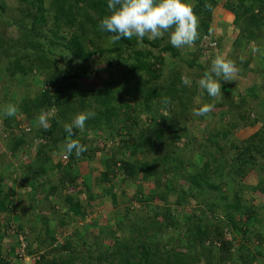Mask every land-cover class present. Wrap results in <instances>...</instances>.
Segmentation results:
<instances>
[{
  "label": "rangeland",
  "instance_id": "rangeland-1",
  "mask_svg": "<svg viewBox=\"0 0 264 264\" xmlns=\"http://www.w3.org/2000/svg\"><path fill=\"white\" fill-rule=\"evenodd\" d=\"M216 1L210 33L199 45L193 43L191 46L176 48L177 54H161L164 63L158 61V65L151 70L141 72L140 76L128 85V93H124L122 100L114 102L115 121L112 130L105 119L95 121L99 114V105L94 95L86 96L84 102L79 97H74L70 108L63 105L61 108L42 107L39 112L33 110L31 118L22 112V108L31 99L41 97L44 91L53 93L54 87L50 80L55 75V67L60 69L57 75L63 77L65 71L69 75L79 74L80 71L73 69L86 65L90 77H81L75 81L78 90L81 93L89 89L100 92L104 81L120 77L131 63L136 62L135 56L127 58L129 51L122 54L123 58L118 53L106 52L94 54L87 61L77 60L66 49L51 43L56 40L53 34L56 30L53 21L55 7L52 4L45 3L44 15L47 22L40 25L36 29L38 33H35L32 29L33 19L26 13L30 5L25 0H0V107L14 104L18 109L13 117L0 115V199L10 195L12 202H8L11 212L0 213V246L2 255L10 264H37L43 254L48 255L50 262L56 257L58 263H66L70 259L68 256L73 255V252L81 249L85 253L86 247L82 248L85 240L94 245L99 237L104 241L102 248L106 249L112 242L106 239L104 230L109 225L116 230L117 222L122 223V231L117 230L118 236L127 239V246L131 248L132 253L126 250V258L118 256L113 263L104 261L101 264H142V255L146 249H151V254L154 255L152 259L155 261H145V264H166L167 258L163 253L172 250L176 245L178 252L187 253L185 259L181 255L185 264H218L216 258L221 243L211 236L204 248L190 250V253L186 247L190 244L186 241L187 228L182 225L185 219L193 221L194 224L226 219L225 203L228 201L222 200L221 196L227 195L229 202H232L235 200L234 192H238L243 204L249 208L247 212L241 209L233 214L236 221L248 231L251 241L245 244L251 249L258 244V236H264V156L261 157L262 162L244 180L239 181L238 177L227 172L241 152L240 146L251 140L257 132H264V24L260 29H256L255 37L249 42L246 39L248 12L237 11L238 4L234 0ZM32 12L37 14L36 9ZM108 12L110 13V10ZM197 18L199 24L200 18ZM73 32L74 29L62 26L58 34L70 37ZM90 39L89 41L96 42L94 46L92 42L87 41L90 50L108 49L116 40L113 35L107 33H90ZM162 39L164 43H170L168 33H165ZM138 41L137 47H147L143 40ZM215 42L216 47L212 45ZM204 45L208 46H205V50L202 49L205 48ZM38 52H44L54 65L47 69L41 63L34 62L39 56ZM218 55L234 61L238 71L235 80L222 81L221 97L216 99L209 97L206 91L199 87L198 81L204 75L200 66L208 70L212 60ZM70 58L73 59V66L67 64ZM16 60L31 70L27 74L16 70ZM108 61L114 64L113 68H107ZM120 61L122 66L119 65ZM155 73L160 74V78L152 79ZM176 75L180 76L183 82V85L177 82L180 92L174 93L175 96L167 95V85ZM150 79L152 83H148ZM153 84L156 89L162 90L163 98L169 99V103L164 101L167 108L157 112L163 99L156 100L154 113L151 114L144 105V98L145 91ZM209 104L212 105L210 112L197 115L201 107ZM84 112L93 113L91 118L86 120L84 129H74L72 136H65L64 125L70 123L77 114ZM157 113L168 116L171 122L185 125L188 136L185 132L181 134V141L178 143L180 149L177 150L175 163H169L165 170L166 176H158L157 173L156 176L151 175L148 180L142 175L137 180L127 178L119 164L121 158L125 157L133 162H150L156 161L166 153L163 147H157L151 153L144 147V152L140 151L133 157L130 150L123 148L124 140L129 138V132L136 137L143 128L145 134L154 136L152 130L163 126L161 120L153 119L159 117ZM40 115H44L47 120L46 129L38 123ZM241 115L245 118H241ZM54 121L57 122L55 126ZM49 131H52V134H49ZM226 132L228 134L225 136ZM215 134L219 135L212 139L211 135ZM36 135L39 136L35 137ZM21 139H24L25 143L18 147L17 142ZM74 139L86 145L88 150L76 157L74 165L67 169L70 158L64 146ZM44 146L46 157L50 160L49 170L38 180H32L29 185L26 182L31 176L28 166L37 160L38 148ZM205 151L211 152L212 155H203ZM73 152L75 154V151ZM205 159L225 166L223 177L220 180L215 179L219 189L215 191L194 188L191 194L182 195L181 190L193 188L188 181L189 176L199 172ZM9 164L12 166L6 168ZM66 171L70 174L64 183ZM107 172L108 176H105ZM50 187H55L56 195L49 194ZM111 188L113 189L110 193ZM33 189L38 192L36 197L32 195ZM90 196H95L96 199L90 200ZM112 196L116 197V203ZM137 197L141 199H135ZM69 201L79 202L85 214L76 215L70 211ZM212 204L216 205V211L211 210ZM168 209L179 226L162 225L165 224L162 222L167 221L165 214ZM154 221L158 224L152 226ZM19 224L25 227V233L18 231L22 230L19 229ZM33 224L37 226L38 231L43 228V233L44 226L49 225L52 235L57 239L54 247L65 244L68 239L73 246L62 256L60 253L49 255V249L30 253L31 248H37L36 242L32 243L28 238L29 226ZM233 235L239 239L237 230H234ZM20 236H23L26 243L25 254L22 253L24 247ZM231 237L232 235L227 236ZM31 240L33 241V237ZM236 243L237 246L240 245V242ZM261 244L262 253L253 264H264V242ZM155 245L160 251L154 249ZM206 247L212 248V256H209ZM93 249L97 254L100 248ZM188 253L192 255L188 256ZM205 253L207 254L204 255ZM192 257L195 260L190 262L188 258ZM85 259L87 260H78L76 264H90ZM170 264H175V261Z\"/></svg>",
  "mask_w": 264,
  "mask_h": 264
},
{
  "label": "trees",
  "instance_id": "trees-1",
  "mask_svg": "<svg viewBox=\"0 0 264 264\" xmlns=\"http://www.w3.org/2000/svg\"><path fill=\"white\" fill-rule=\"evenodd\" d=\"M25 1L30 5V7L26 10V13L27 15H29L30 18L33 19L32 29L35 33H38L36 29L39 28L40 25L42 26L47 22V19L44 15L45 3L49 2L55 7L53 9L54 10L53 21L56 30L53 31V34L56 40H52L51 43L56 47H62L66 49L70 53V55L75 59L81 61H87L88 58H90V56L94 54H103L106 52H110V54L118 53L119 56L122 57V54H124L127 51L130 52L127 58H134L135 56L136 59V62L131 63L123 75L117 78L113 77L110 80L104 81L103 87L101 88L102 90L100 92H97V90L93 91V89H89V90H85L84 93H81L78 90L79 87L77 86L75 81L79 80L81 77H87V78L90 77V73H88L89 70L86 65H82L74 69L72 67H69V69L71 68L73 69V71H80V73L69 75L68 72L65 71V75L63 77H59L57 75V72L60 69L58 67H55V72H54L55 75L52 76L50 80V84H52V87H54L53 93L49 91H44L41 94V97L31 99L28 103H25L23 105L22 112H24L28 118L32 117L33 110L39 112V110L42 109V107L47 108L49 106H52V107L61 108L63 105L65 108H70L71 104L73 103L72 101H74V97L77 96L81 99L82 102H84L86 96L93 97L94 95L99 105L98 107L99 114L95 121L99 122V120L105 119L107 125H109V127L113 130L114 129L113 122L115 121L114 120L115 107L113 106L114 102L118 100H122V98L124 97V93L125 94L128 93L127 87L128 85L131 84V81L134 78L136 79L137 77H139L141 72L149 71L154 66L158 65V61L162 63L164 59L160 57L161 54L167 52L171 54H177L176 48L173 47L171 43H164L162 37L155 40H149L147 39V37H145L143 39V42L144 44L147 45V47L142 49L137 47L139 41L137 37L134 36L131 40L116 39L114 41L115 42L114 45L108 49L98 48L95 50H90L89 46H87L86 44L87 41H89L90 39V33L98 34V35L107 33V35H113L115 37V34L102 31L100 28V21L106 15L109 14L108 12L109 9L107 7L108 0H25ZM234 1L238 4L237 11L243 10L245 12H248L246 15H248L247 20L249 24L246 27L248 31V33H246V39H248V41L250 42L252 41L251 39L255 37L256 29H260L261 26H263L264 24V0H234ZM192 3L196 16L200 18V22L198 24V37L194 41V44L199 45L201 40L204 39L205 36H208L210 33V29H211L210 23L213 18V11L215 6L217 5V1L192 0ZM34 9H36L37 14H34L32 12L34 11ZM80 14H82L83 18ZM85 17H87L86 20ZM62 26L68 27L70 29H74L73 34L70 37L59 35L58 33ZM89 42L90 43L92 42V45L96 46L95 41H89ZM205 46L208 47L207 45H204V47ZM216 46L217 43L215 47ZM206 47L202 49L205 50ZM155 50H158V52L156 53ZM43 53L44 52H38L39 56L37 60L34 62L41 63V65L46 66V68L49 69L51 66L54 65V63ZM72 60L73 59L70 58L67 64L73 66ZM119 65L122 66L121 61L119 62ZM193 65L194 64L192 63L191 66ZM14 66L16 70H21V72H23L24 74H27L31 70L30 68H25L24 66L20 65L19 60L15 61ZM113 67L114 64L111 61H108L107 68H113ZM121 68L124 69V67ZM200 68L203 69L204 73L207 71L202 66H200ZM175 77L172 78V80L167 85V90H166V92L168 93L167 95H173L174 93L180 92V89L177 87V82L182 83L181 85H183V82L180 76L176 75ZM158 78H160V74L155 73L152 76V79L154 80ZM148 83H152V80L150 79ZM155 87H156L155 84H153L149 87L148 90L145 91L144 105L149 111L148 113L151 114L154 113L153 106L155 105L156 100L163 99V103L160 104L158 106V109L156 110L157 112H159L160 109L162 110V108L164 107L167 108V105L166 103L164 104V101H167V103H169L168 102L169 99L163 98L164 94L162 93V90L156 89ZM241 100L243 102L245 101L244 98H242ZM182 105H184V103ZM68 110L70 111V109ZM157 117L159 119L156 117H153V119H155V121L161 120L163 122V126H160L156 130H152L154 134L153 137L148 134H145L146 131L143 128L142 130H140L141 132L136 137L131 135L129 132L128 133L129 138L124 140L123 148H127V150H130L131 155H133L134 157L137 156L138 153H140V151L144 152V147L148 149L149 151L148 153L155 151L157 147L159 148L163 147L166 150V153L164 154L165 156L163 155L160 158H157L156 161L153 160L150 162L148 160H145L143 162L140 161L133 162L131 160H127L125 157L121 158L120 159L121 163L119 164L127 178L137 180L138 177L142 175L144 179L148 180L151 177V175L156 176L157 173H159L158 176L160 174H162V176H166V174L164 173H166L165 170L169 166V163H171L172 161L173 163H175V156L177 157V150L180 149L178 147V143H180L181 141V134L185 132L188 136V132H186L187 130L186 126L180 124L179 122H171L168 116H164L162 114L160 115L157 113ZM240 117L245 118L244 115H241ZM56 121H54L53 124L54 126L55 123H57ZM254 121H259V120H254ZM51 130L53 131V129ZM52 131H49L48 133L52 134ZM227 134L228 133L226 132L224 135L226 136ZM39 135H36L35 137ZM67 135L68 134L65 132V136ZM217 135L219 134L211 135V138L214 139V136ZM214 142L216 145H218L216 141ZM24 143L25 140L21 139L17 142V146L21 147ZM30 145L32 146V143ZM17 146H15V148H17ZM45 148H46L45 146L38 148L37 160L28 166L31 176L29 177V179L27 178L26 182L29 185L32 183V180L35 181L38 180L39 178L42 177V175L47 173L49 170L48 164L50 160L49 158L46 157ZM240 148H241V152L239 153V155H237V157H235V163L231 164L229 171L227 172V173H231L235 177H238L239 181L244 180L249 175V173L262 162L261 157L264 156V132L261 131L257 132L252 136L251 140L245 142L242 146H240ZM206 154L209 156L212 155L211 152L208 151H205L203 153V155ZM76 157L77 156L74 154V152L69 153L70 162L67 164V169L71 168L74 165V160ZM158 164L161 165L159 166ZM11 166L12 165L9 164L6 166V168H10ZM224 170H226L224 165L216 164L213 162V160L207 159L204 163V166L199 169V172L197 171L189 176L188 181H190V183L193 185L192 186L193 188H191L190 190H181L182 195H189V193L191 194L194 188L195 189L208 188L210 190H215V191L218 190L219 185L216 184L215 181L220 180L221 177H223ZM67 171L65 172L66 173L65 178L63 179L64 183L70 174ZM105 176H108V172L105 174ZM157 187L158 185H156V189ZM169 188L171 189V187ZM112 189L113 188H111L110 193ZM253 189L256 190L257 188H253ZM173 190L175 191V188H173ZM165 192L167 193L168 191ZM37 193L38 192H36V190L33 189L32 192L33 197H36ZM49 194L56 195L55 187H50ZM234 197L235 200L229 202L227 195L221 196L222 200L228 201V203H225L226 219L220 218L219 221L217 222L212 221L204 224H200V223L194 224L193 221L185 219V223L182 226L187 228L188 236L186 238V241L189 242L190 244H188L186 247L190 253H191L190 250L193 249L196 250V248L199 247L204 248L205 243L212 236L213 237L212 239H216L218 242L221 243L219 252H217L218 257L216 258L218 264H228V263L253 264V262L256 261L257 256H260V254L262 253L261 247L263 246L261 243L264 242V236L263 235L258 236L259 237L258 244L255 245V247L253 246L254 250L253 248L251 249V247L245 244V242L251 241L248 238V231L246 230L245 227L240 225L238 221H236L233 214L240 212L241 209H245V212H247L249 211V208L243 204V199L238 194V192H234ZM9 198L10 195H6L0 199L1 214H7L11 212L10 203L8 204L9 201L11 202ZM112 198L113 201L116 203L117 202L116 197L112 196ZM94 199H96L95 196H90V200H94ZM135 199L140 200L141 197H137ZM129 202L132 201L129 200ZM68 205H69V210L74 212V214L76 215L85 214V212H83V207L79 202L69 201ZM211 210L212 211L217 210L215 204L211 205ZM165 218L167 219V221L162 222L165 223L162 225L166 227H172L174 224H178L179 226V223L174 221L173 214L169 209L165 214ZM197 221L200 222L199 219ZM6 224L9 225V222H7ZM6 224L4 226H6ZM156 224L158 223L154 221V224L152 226ZM48 226L49 225L44 226V233L42 232L43 228L41 229V231L40 230L38 231L36 228L37 226L35 224L29 226L28 230L30 233H28V238L32 243L36 242L37 245V248H33V249L31 248L29 252L30 253L33 252L32 254H34L36 252H39L40 250L49 249V255L50 253L53 255L55 254L57 255L58 253H60V256L65 255V251H67L71 246H73L72 242L68 239L66 240L65 244L54 247L55 243L57 242V239L55 238V236L52 235V232ZM10 227H12L11 224ZM18 227L19 229L20 228L22 229V230L17 229L19 232L25 233V227L22 226V224H19ZM116 227H117L116 230H114L113 226L109 225L107 226V228H105L106 230H104L105 233L107 234L106 239H109L112 242L111 246L106 249L102 248L104 241L102 240L101 237L97 238V242L94 243V245L85 240L84 244L82 245V248L86 247L85 253L81 249L77 250L76 252H73L72 253L73 255L68 256L70 258L68 262L58 263L55 260L56 257L54 258V260H51L50 262L47 259L48 255L43 254L41 256V260H39L37 264H52V263L76 264L78 260L84 258H87V260L86 259L85 260L88 261V263L90 264H99V263L101 264V262L104 261L113 263L114 259L117 258L118 256L120 258L122 257L126 258L125 251L128 250L130 252L131 248L127 246L126 238H120L118 236V232L122 231V223L117 222ZM175 227H177V225ZM234 230H237L239 232V239H237V237L233 235ZM228 235H232V237L227 238ZM32 237H33V241L31 240ZM136 241L138 240L136 239ZM237 241L240 242L239 246H237L236 243ZM94 247L100 248L98 249L97 254L94 253L95 251L93 249ZM155 247L154 249L157 252L160 251L157 245H155ZM139 248L141 247L139 246ZM206 249L207 252L209 253V256H212V248L206 247ZM150 250L151 249H146L144 251V254L142 255V264H145V261L147 263H151L155 261L152 259L154 255L151 254ZM200 250L201 249H199V251ZM206 254L207 253H205L204 255ZM181 255H183L185 259L187 253L180 251L178 252L177 245L173 246L172 250H168L163 253V256L167 258L166 264H170L171 261L173 263V260L175 261V264H185L184 259L182 260ZM191 255L192 254L188 253V256ZM188 259L190 262L195 260L193 257ZM0 264H10V261L5 259L4 256L2 255L1 246H0Z\"/></svg>",
  "mask_w": 264,
  "mask_h": 264
},
{
  "label": "clouds",
  "instance_id": "clouds-1",
  "mask_svg": "<svg viewBox=\"0 0 264 264\" xmlns=\"http://www.w3.org/2000/svg\"><path fill=\"white\" fill-rule=\"evenodd\" d=\"M107 7L110 13L100 21V28L115 34L117 40H131L134 36L139 40L145 37L155 40L168 33L171 45L179 49L185 45L191 46L198 37V18L192 0H108ZM237 71L234 61L218 55L198 81L199 87L209 97L219 99L222 81L235 80ZM211 109V104L205 105L197 115H204ZM17 111L14 104L0 107V115L5 117L15 116ZM92 115L91 112L77 114L70 123L64 125L65 132L72 136L74 129H84L86 120ZM38 123L45 129L48 127L44 115L38 117ZM64 147L68 153L75 151L77 157L88 150L86 145L75 139L68 141Z\"/></svg>",
  "mask_w": 264,
  "mask_h": 264
},
{
  "label": "built area",
  "instance_id": "built-area-1",
  "mask_svg": "<svg viewBox=\"0 0 264 264\" xmlns=\"http://www.w3.org/2000/svg\"><path fill=\"white\" fill-rule=\"evenodd\" d=\"M212 45H216V43H212ZM20 241H21V243H23V247H24V248L22 249V251H23L22 253L25 254L24 251H25L26 243H24L25 241H24V239H23V236H20ZM23 254H22V256L24 257L25 255H23ZM28 259H29V258H28ZM28 259H27V260H28Z\"/></svg>",
  "mask_w": 264,
  "mask_h": 264
}]
</instances>
